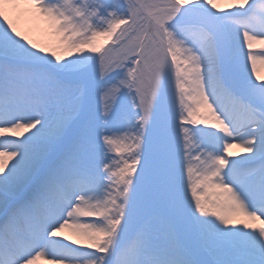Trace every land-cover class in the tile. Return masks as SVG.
<instances>
[{
  "label": "snow or ice",
  "instance_id": "6c2138e0",
  "mask_svg": "<svg viewBox=\"0 0 264 264\" xmlns=\"http://www.w3.org/2000/svg\"><path fill=\"white\" fill-rule=\"evenodd\" d=\"M257 65L264 0H0V264H264Z\"/></svg>",
  "mask_w": 264,
  "mask_h": 264
},
{
  "label": "rangeland",
  "instance_id": "374dc122",
  "mask_svg": "<svg viewBox=\"0 0 264 264\" xmlns=\"http://www.w3.org/2000/svg\"><path fill=\"white\" fill-rule=\"evenodd\" d=\"M218 5H219L220 7H222V8H223V7H227V4H222V5H220V4L218 3ZM26 27H27L26 24H23V23L21 24V28H22V29H24V28H26ZM33 38H36V37L34 36ZM259 48H260V45H254V49H257V50H258ZM258 67H259V66H258ZM258 67H257V68H258ZM258 71L260 72V75L262 76V78H264V67H263V68H262V67H261V68L259 67V68H258ZM201 127H202V126H201ZM230 151H231V150H230ZM257 226H259V225H257ZM62 235H64V234H62ZM65 235H66V234H65ZM68 235H70V234H68Z\"/></svg>",
  "mask_w": 264,
  "mask_h": 264
},
{
  "label": "bare ground",
  "instance_id": "6f19581e",
  "mask_svg": "<svg viewBox=\"0 0 264 264\" xmlns=\"http://www.w3.org/2000/svg\"><path fill=\"white\" fill-rule=\"evenodd\" d=\"M217 3H219L220 5H222V4H227L228 3V0H217ZM264 67V65H257V67ZM258 67V68H259ZM10 138H12V137H10ZM239 150L238 149H235V148H233V149H231V152H233V153H236V152H238ZM232 158H239V157H232ZM64 235L66 234V235H68L69 233L66 231L65 233H63ZM38 264H43V261H41V262H38Z\"/></svg>",
  "mask_w": 264,
  "mask_h": 264
}]
</instances>
